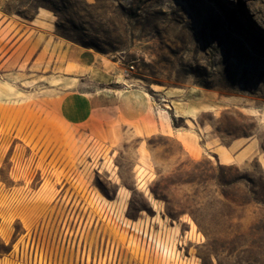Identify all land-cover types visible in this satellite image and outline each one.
<instances>
[{"label": "rangeland", "instance_id": "374dc122", "mask_svg": "<svg viewBox=\"0 0 264 264\" xmlns=\"http://www.w3.org/2000/svg\"><path fill=\"white\" fill-rule=\"evenodd\" d=\"M260 22L264 0H0V264H264Z\"/></svg>", "mask_w": 264, "mask_h": 264}, {"label": "crops", "instance_id": "0c3cea01", "mask_svg": "<svg viewBox=\"0 0 264 264\" xmlns=\"http://www.w3.org/2000/svg\"><path fill=\"white\" fill-rule=\"evenodd\" d=\"M75 55L77 60L79 61L78 65L80 67H91L97 60L95 54L86 49L76 50ZM65 108L69 110L70 104H66Z\"/></svg>", "mask_w": 264, "mask_h": 264}, {"label": "bare ground", "instance_id": "6f19581e", "mask_svg": "<svg viewBox=\"0 0 264 264\" xmlns=\"http://www.w3.org/2000/svg\"><path fill=\"white\" fill-rule=\"evenodd\" d=\"M260 26H262V27H264V24L262 23V22H260V24H259ZM160 87L159 86H157V85H155V84H152L151 85V89H153L154 91H157L158 89H159ZM168 94V93H167ZM208 106V105H207ZM211 108V107H210ZM210 108H208V109H210ZM204 109H206V108H204ZM198 111V110H197ZM201 111V110H200ZM148 198V200H152V198L150 197V196H148L147 197Z\"/></svg>", "mask_w": 264, "mask_h": 264}, {"label": "built area", "instance_id": "2783aa9c", "mask_svg": "<svg viewBox=\"0 0 264 264\" xmlns=\"http://www.w3.org/2000/svg\"><path fill=\"white\" fill-rule=\"evenodd\" d=\"M133 69V65H127L123 68L122 73H129Z\"/></svg>", "mask_w": 264, "mask_h": 264}]
</instances>
